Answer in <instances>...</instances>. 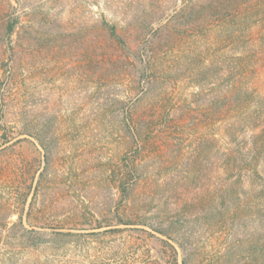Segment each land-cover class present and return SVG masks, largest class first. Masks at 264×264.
<instances>
[{
  "label": "rangeland",
  "instance_id": "374dc122",
  "mask_svg": "<svg viewBox=\"0 0 264 264\" xmlns=\"http://www.w3.org/2000/svg\"><path fill=\"white\" fill-rule=\"evenodd\" d=\"M157 1L12 0L11 50L0 37V264H176L168 240L178 264H264V182L229 179L223 165L226 51L188 15L159 30L184 3ZM102 16L144 27L148 41L129 46L152 57L146 84L120 54H98ZM125 159L138 173L123 200Z\"/></svg>",
  "mask_w": 264,
  "mask_h": 264
},
{
  "label": "trees",
  "instance_id": "16d2710c",
  "mask_svg": "<svg viewBox=\"0 0 264 264\" xmlns=\"http://www.w3.org/2000/svg\"><path fill=\"white\" fill-rule=\"evenodd\" d=\"M148 1L153 7L161 4L157 0ZM182 1L184 6L169 16L165 24L162 23V19L166 17L165 12L158 16L155 23L160 22L159 30H161L169 27L172 21L181 15L182 17L188 15L192 28L198 35L204 36L203 32H206L209 27L214 28L213 32L217 31L215 45H220L221 49L226 51L225 71L222 77V86L225 90L221 105L224 107L226 118L223 165L230 174L229 179L241 181L246 178L264 182V165L262 164L264 160V95L259 93L264 82V0ZM3 4L0 3V37L11 50L12 36L20 24V17L15 13L16 7L12 0ZM99 26L104 34L99 35L98 39L97 52L100 57L120 54L123 67L131 68L137 73L140 79L139 84H146L151 73L152 57L145 53L146 49L140 50L129 46V41H135L137 44L148 41L145 36L141 38L144 28L142 24L137 22L135 26L129 25L125 30L120 31L118 25L108 22L102 16ZM3 50L6 51L5 48ZM195 56L198 58L202 56V53L199 52ZM11 73L12 71H9L8 74ZM217 107L218 102L214 99L212 111H216ZM167 124L163 126L166 127ZM210 142L212 149H215L217 147L215 137H212ZM124 162L126 172L119 169L117 174L120 178L118 190L122 199L126 200L137 176L138 167L135 162L128 159ZM117 216L120 217L118 213ZM119 220L121 223L118 225H129L122 223V219ZM26 232L35 234L33 231ZM113 232L117 231L113 230ZM61 235L73 238L75 239L73 242L77 243L85 241L88 236L71 232ZM25 236L28 237L26 234ZM37 236H40V233H37ZM164 243L173 251L175 262L178 264L177 248L169 240ZM30 244L38 243L32 241Z\"/></svg>",
  "mask_w": 264,
  "mask_h": 264
}]
</instances>
